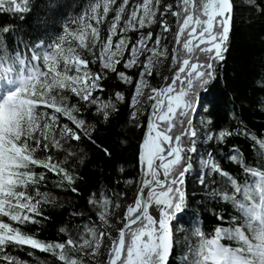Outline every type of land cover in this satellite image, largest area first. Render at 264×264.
Segmentation results:
<instances>
[{"label":"snow or ice","instance_id":"obj_1","mask_svg":"<svg viewBox=\"0 0 264 264\" xmlns=\"http://www.w3.org/2000/svg\"><path fill=\"white\" fill-rule=\"evenodd\" d=\"M249 2L253 3L254 0ZM156 3L158 4L159 0H156ZM12 4L14 6L9 7L6 0H0V10L14 13L28 11V0H12ZM113 5H115L114 9ZM90 8L91 15L85 12L84 17L78 18L82 27L73 33L79 40V46L88 49L93 56V63L99 59L102 69L118 72L122 80L131 83L132 77L117 69V64L123 59L125 51L129 50L130 39L127 35H122L113 47V36L118 28L123 33H127L131 29L138 31L146 24L153 23L156 5L152 0H142V2L133 0L122 27L120 22L126 9H129V0H120L118 5L116 0H104L103 5L93 3ZM170 8L169 5L164 11L167 12ZM110 10H113L115 15L109 24L106 42L101 41L97 57L93 50L99 39V29L86 21L95 19L99 24L102 16H107ZM201 11L204 18H201ZM232 12L231 0H202L201 3H197L196 0H183V22L175 36L177 45L182 43V48L171 49L172 63L173 65L179 63V67L171 83L159 88H151L152 94L148 96V100L154 103L151 105L152 112L148 117L147 134L140 151V161L146 164V174L151 177L143 181V184L150 188L147 193V203L154 200L157 205L165 207L160 211L159 227L156 228L157 221L149 214L147 206H141L142 197L137 196L135 207L129 206L127 209V224L119 229L118 239L113 240L108 264H166L169 258L168 219L174 212L181 210L184 201V192L174 186L183 184L185 172L191 168L188 164L184 171L179 169L174 171V166L180 163L181 153L186 148L182 138L185 136L192 138L197 135L192 120V116L197 111L196 97L199 90L214 78L217 62L224 59V45L228 38ZM175 14L179 18L180 13ZM161 22L164 31H167V23L163 20ZM12 28L11 25L0 28V35L11 31ZM89 28L91 43L90 40L86 42ZM186 30L187 35L182 42L181 36ZM149 41L153 42L151 46ZM64 42L65 37L61 36L59 42L54 44L45 46L43 41H40L33 45L30 56L24 53L20 56H0V65H3L7 58L9 68L17 62L28 65L25 68V76L19 77L17 73H13L7 80L8 85L19 84V86L9 93L3 103H0V111L5 116L4 138L0 141V217L6 216L10 221L18 224L28 221L40 223L41 221L36 217H43L42 204L56 202L55 196L50 192L41 191L39 187L46 179V171L60 175L61 178L57 181L60 186H63L64 181L71 184L74 179L61 161L54 160L49 150L51 148L64 150L71 155L73 141H81L87 137L95 143L90 134H85L88 127L85 126L86 121L78 115L80 108L69 103L66 92L70 91L80 100L95 106L96 111L101 113L104 119L109 116L108 109L115 107L110 100H100L92 95L95 90L102 89L99 83L100 75L92 73L87 68L83 70V75H80L81 66L86 65L88 61L75 53L71 46L65 49ZM160 42L159 34L153 37L152 31H141L139 37L131 42L130 56L124 60L125 68H132L134 65L143 66L132 97L133 119L140 111L136 107L137 98L143 95L144 88L150 87L145 76L151 75L153 66L158 63L155 58L169 55L167 45L158 47ZM25 47L27 48L28 45ZM49 48L52 51H48ZM69 52L71 55H66ZM145 53L149 55L141 61L140 56ZM41 60L47 71L41 67ZM70 64L74 65L77 75L69 74ZM116 97L118 100L124 99L123 94L119 92L116 93ZM41 105L43 107H40ZM47 109L53 111L49 113ZM61 116L67 118L70 123H63ZM201 122L203 123V118ZM225 135L223 131L219 134L220 138ZM207 138L212 137L208 135ZM191 143L192 147L186 149L188 152L195 151L196 141L192 140ZM261 147H264V141L261 142ZM38 150L46 154L40 155ZM104 151L107 153L108 149L104 148ZM156 161L159 163L157 164ZM202 163L210 164L214 171H220L219 166L211 158ZM35 167L45 171L36 172ZM160 169H163L164 179L160 178ZM250 171L253 174L257 173L256 169ZM223 175L228 176V173L224 172ZM229 180L235 193H238L240 185L237 180L231 177ZM260 182L264 183V174H260ZM16 188L19 190H14ZM71 190L78 191L75 188ZM244 191L246 193L247 188ZM219 195L225 201L237 197L235 194L229 195L228 192H221ZM90 203L99 205L97 209L99 220L101 224H108L111 201L106 197H102L101 200L94 197ZM238 207L245 215H258L253 212V207L243 204H238ZM137 210L139 214L133 216L132 214ZM232 219L237 223L236 217ZM131 225L137 227L132 228ZM63 231L65 229L62 228L61 232ZM226 232H232V228H217L216 236L212 239H204L203 233H199L202 237L198 252L199 259L192 264H209V261L212 264H243L241 258L237 257L229 246L220 242L221 236H225ZM235 234L243 239V233L239 228L235 229ZM105 237L111 239V234L105 232L103 227L89 221L76 238L69 234L64 242H47L0 219V264H25L23 260L7 251L10 245L12 247L27 245L42 251L56 252L64 264H83V261L70 259L65 252L66 247L82 242L84 246L98 252ZM125 249L126 255L122 258Z\"/></svg>","mask_w":264,"mask_h":264},{"label":"trees","instance_id":"obj_2","mask_svg":"<svg viewBox=\"0 0 264 264\" xmlns=\"http://www.w3.org/2000/svg\"><path fill=\"white\" fill-rule=\"evenodd\" d=\"M100 1L28 0L27 12L0 10V28L13 26L11 31L0 35V56H20L22 53L30 56L29 49L33 45L40 41H43L45 46L54 44L59 42L61 36L65 37L64 48L71 46L75 50L77 45L72 35L82 27L78 18L84 17L85 12L91 15L90 5ZM231 1L233 12L230 31L224 45V59L217 62L214 78L199 90L196 97V101H203L202 115L206 122L204 133L212 137L208 141L200 137L199 146L209 152L219 166L220 171H214L211 179L219 176V183L228 185L237 199L245 200L249 204L250 200H257L256 194L242 191L245 183L254 175L250 169H256L259 176L264 174V147H261V142L264 141V0H254L253 3L248 0L246 4ZM196 2L201 3L202 0ZM6 3L9 7L14 6L12 0H6ZM132 3L133 0H130V4ZM170 6L169 11L162 13L159 24L162 20L166 22L175 38L183 22V0H172ZM175 13H180L179 18ZM112 15L113 12L98 25L103 41L106 39L108 21ZM185 35L187 31L181 36L182 42ZM179 47L182 48V43ZM47 50L52 51L51 48ZM81 58L88 61L89 71L98 73L101 77L99 83L102 89L96 90L95 94L102 100H110L115 107L109 110L108 118L104 119L95 107L67 91L69 103L80 108L78 115L86 121L88 130L85 134H90L95 143L87 137L81 141H73L71 155L64 150H49L54 160L61 161L74 179L71 184L64 181L63 186H60L57 184L60 175L46 171V179L39 187L41 191L50 192L55 196L56 202L42 204L43 217H36L40 223L28 221L18 224L6 216L0 217L4 222L47 242H64L69 234L76 238L89 221L98 225L96 208L90 201L94 197L100 200L104 195L118 203L125 194L127 184L135 182L139 175L140 144L151 106L141 113L138 123H132L130 101L143 66L136 65L127 72V75L132 77V82L127 83L119 79L118 72L102 69L98 59L93 63L91 53L84 51ZM16 64L11 68H15ZM0 66L9 67L8 59L6 58L5 63ZM148 80L156 88L165 82L160 75L154 74ZM117 92L123 94V100L117 99ZM47 111L51 113L53 110ZM60 119L63 123H70L63 116ZM221 131L226 133L223 138L219 136ZM182 139L186 148L181 153L180 163L174 166V171H184L185 166L191 162V153L186 149L192 147L193 139L187 136ZM104 148L108 149L107 153ZM38 154L46 153L38 150ZM34 170L45 171L39 167ZM224 172H227L228 176H224ZM176 175L178 176V172ZM229 177L236 179L240 185L238 193H235ZM206 182L194 186L183 182L174 186L184 192V201L181 210L168 219V223L178 220L181 225L189 226L194 232L195 242L199 245L202 242L199 233H203L204 239H212L216 236L217 228L236 225L232 218L238 215L230 200L225 201L220 196L207 194L208 179ZM72 188L78 191L74 192ZM153 202L154 200L147 203L146 198L148 207ZM138 214L139 210L133 216ZM131 227L135 228L137 225ZM62 228L65 231L61 232ZM220 242L226 246L235 243L225 236H221ZM187 250L186 243L173 242L166 264H188ZM7 251L27 264H35L37 260L44 264H64L56 252L42 251L27 245H10ZM65 252L70 259L79 258L76 245L67 246ZM123 255H126V249L122 258Z\"/></svg>","mask_w":264,"mask_h":264},{"label":"rangeland","instance_id":"obj_3","mask_svg":"<svg viewBox=\"0 0 264 264\" xmlns=\"http://www.w3.org/2000/svg\"><path fill=\"white\" fill-rule=\"evenodd\" d=\"M235 1L239 2L240 4H246L248 2V0H235ZM103 2H104V0H101L99 3L101 5H103ZM136 2H142V0H138ZM171 2H172V0H159V3L157 4L156 0H152V3L154 5H156V14L154 17V22L151 24H146L143 29H139L138 31L136 29H131L127 33H123L122 31H120L119 28L117 29L116 34L113 36V47L115 46V43L119 40L120 36H122V35H127L130 39L129 50L125 51L123 59L121 60V62L119 64H117V69H119V66H121L120 71L125 72V74L127 75V72L132 70L134 68V66H136V65H134L132 68H125L124 67V60H126L130 56L131 42L139 37V33L141 31H143V32L152 31L153 37H155L157 34H159L161 36L160 46H158V47L162 48L164 45H167L168 50H169V55L167 57L158 56L155 58L158 60V63H156L153 66L151 75H153V74L154 75H160L165 80L167 79V75L169 74V72L171 70V66H170L171 49L173 47H176V39L174 38V34L170 29H167V31H164L163 24L162 23L159 24V21L162 17V13L166 12V11H164V9L167 8ZM119 3H120V0H116V4L118 5ZM130 6H131V4H130V0H129V9H126L124 15L122 16V20L120 22V27L123 26L124 19L127 17L128 11L130 10ZM114 8H115V5H113V9ZM100 11L102 13V7H101ZM111 12H113V15L109 18V21H108V28H109V24H110L113 16L115 15V12L113 10H110L109 13L107 14V16H102L99 24H97V21L95 19H91V20L87 21V23H89L92 26H95L99 29L98 25H101L107 19L108 15ZM200 15H201V18H204L202 15V11H201ZM87 31H88V35L86 36V42L91 39V29L89 28ZM108 35H109V32L107 29L106 38ZM72 39H73L74 43H76V45H77V48L74 50V52L77 53L80 57H81L82 52H84V51L89 52L86 47H80L79 46V40L76 39L74 35H72ZM101 41H103V40H101L100 32H99V39L97 40L96 48L93 50V51H95L97 57L99 56ZM104 41L106 42V39ZM90 43H91V40H90ZM152 43H153L152 41H149V46H151ZM177 47H179V45H177ZM67 55H71V53H68ZM147 55H149V54L145 53V55H141L140 60L141 61L145 60ZM98 61H99L100 66H101V61L99 59H98ZM62 67L63 66H61V68ZM178 67H179V65H173V70L176 71L178 69ZM42 68H43V70L47 71V69L44 68V66H43V62H42ZM85 68H87L89 70V67L87 64L82 65L81 66V72L79 73L80 75H83V70ZM105 70H107V69H105ZM108 71L112 72L111 70H108ZM69 74L77 75L75 67L72 64L69 65ZM151 75L145 76V79L147 80L150 87L144 88L143 89V95L137 98L138 104L136 105V107L139 108L140 111L137 113V116L135 119H133L131 114H130V120L132 123H138L140 121L141 113L145 112L147 107L151 106L152 103H154V101L148 100V96L152 94L151 88L153 87L149 83V80H148V78ZM118 77H119V75H118ZM119 79L122 82H125L120 77H119ZM139 79H140V76L138 75V80H137L136 84L139 82ZM87 82L90 83V81H87ZM136 84H135V86H136ZM95 91L92 93V95L96 96L98 99L102 100L99 95L95 94ZM72 94L74 96H76L74 93H72ZM134 94H135V87H134L133 95ZM76 97L79 98L78 96H76ZM93 107H95V106H93ZM130 107H131V113H132V111L134 110V108L132 106V98L130 101ZM201 107L203 108L202 101L199 100L197 103V111L192 116L193 126L196 129V133H197L196 137H192V139L196 141L195 151L190 152L191 153V162H190L191 168L185 172L186 174L184 175L183 182L188 183L191 186H194V184L203 185V184L207 183L206 181L208 179V187L206 188L207 194L220 196L219 193L228 192L229 195H233V189L232 188H230L228 185L219 183V179H220L219 176H217L215 179H211V176H212L214 170L211 168L210 164H203L202 163V161H208L209 158H211L212 161H213V159H212L211 155L209 154V152H207L205 149H202L199 146L201 143L200 137H203L205 139V141H208L209 139L207 137H208V135H210V134L204 133V131L206 130V122H205V118L202 115ZM111 109L112 108L108 109V111ZM151 112H152V108L150 110L149 115L151 114ZM202 118H203V123L201 122ZM4 122H5L4 113L2 111H0V141H2L4 138ZM147 125H148V118H147ZM147 125L145 128L146 133L143 134V138H145V136L147 134ZM29 142L31 143L30 140H29ZM140 149H141V144H140ZM156 163H159V161H156ZM160 170H163V169H160ZM160 178L163 179V176L162 177L160 176ZM147 179H151L150 175H148ZM202 180H203V183H201ZM136 186H137V180L135 182H129L126 186L125 194L119 199L118 203H115L114 200L107 198L104 195L101 196L100 200L102 199V197H106L107 199H109L111 201V204L109 206V212H108V221H109L108 224H101V222L99 220V214L97 211L99 205H95L97 217H98V226L103 227L105 232L110 233L111 239L105 237L103 243L100 245L98 252H94V250L92 248L84 246L82 244V242L76 244L77 251L79 254V258H77L76 260L83 261V264H108V257L110 255L111 248L113 246V240L118 239L119 229L122 228L128 222L127 221V209L129 206L135 207V200H136L137 196H139V193H141L144 190V188H146V186L144 184L139 185L138 191L136 192ZM257 186H258V182L249 184L245 188H247V191L250 190L253 192L255 190L254 188H256ZM141 188H143V189L141 190ZM261 202L264 205V196H262ZM155 205H157V204L155 202H153L152 205L148 207V211H149L150 207L155 206ZM161 207L163 208L165 206L161 205ZM149 214H150V212H149ZM132 215H134V213ZM153 218H154V220L157 221L155 227L158 228L159 227V224H158L159 216H155V217L153 216ZM144 239H147V237H144ZM169 242H170V245L173 242H181V243L184 242V243H186V245L188 247V250L186 252V257H187L189 264H192L193 261L199 259L198 252L200 249V245H197V243L195 242L194 232L189 226L181 225L178 220H175L173 223H170L169 224ZM60 261H62V260L60 259ZM62 262H64V261H62ZM25 264H27V263L25 262ZM35 264H44V263L37 260L35 262Z\"/></svg>","mask_w":264,"mask_h":264},{"label":"clouds","instance_id":"obj_4","mask_svg":"<svg viewBox=\"0 0 264 264\" xmlns=\"http://www.w3.org/2000/svg\"><path fill=\"white\" fill-rule=\"evenodd\" d=\"M230 202L238 215L236 225L230 227L232 232L225 233L228 240L235 242L229 247L241 258L243 264H264V205L259 208L253 207V212L258 215H245L238 207V204L248 206L245 200L233 197ZM236 228L243 233V239L235 234ZM209 264L212 262L209 261Z\"/></svg>","mask_w":264,"mask_h":264},{"label":"water","instance_id":"obj_5","mask_svg":"<svg viewBox=\"0 0 264 264\" xmlns=\"http://www.w3.org/2000/svg\"><path fill=\"white\" fill-rule=\"evenodd\" d=\"M231 3H232V1H231ZM231 20H232V18H231ZM230 27H231V21H230V24H229V31H230ZM227 41V40H226ZM226 43V42H225ZM176 47H177V43H176ZM171 65V80H172V77L174 76V74H175V71L173 70V63H172V60H171V63H170ZM171 80L169 81V82H166V80H165V82H164V84H167V83H171ZM163 84V85H164ZM146 133V131L144 132V134ZM143 140H144V138H143ZM143 140H142V142H141V145H142V143H143ZM160 176L162 177L163 176V172H162V170H160ZM141 165H139V175H138V178H137V186H136V192L138 191V187H139V185H142V183H141ZM148 189H150L149 187H146V188H144V190L141 192V193H139V196L140 197H142V200H141V206L142 207H144V206H146V197H145V193H146V191H148ZM127 224V223H126ZM124 227V226H123Z\"/></svg>","mask_w":264,"mask_h":264},{"label":"bare ground","instance_id":"obj_6","mask_svg":"<svg viewBox=\"0 0 264 264\" xmlns=\"http://www.w3.org/2000/svg\"><path fill=\"white\" fill-rule=\"evenodd\" d=\"M170 80H171V71L167 75L166 82H169ZM140 165H141V175H142L141 176V183L143 184V181L148 178V175L146 174L147 168H146V164H143L141 161H140ZM148 191H149V189H148ZM148 191H146L145 197H147ZM161 208H162L161 205H155V206L150 207L148 212H150V214L153 215L154 217L159 216Z\"/></svg>","mask_w":264,"mask_h":264}]
</instances>
